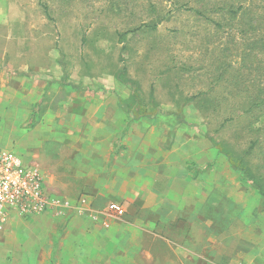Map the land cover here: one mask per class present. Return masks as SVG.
Wrapping results in <instances>:
<instances>
[{"label":"rangeland","instance_id":"rangeland-1","mask_svg":"<svg viewBox=\"0 0 264 264\" xmlns=\"http://www.w3.org/2000/svg\"><path fill=\"white\" fill-rule=\"evenodd\" d=\"M222 1L0 0V25L38 32V120L58 113L67 90L135 104L138 131L152 130L146 124L152 119L161 124L164 146L184 144L180 164L199 190L193 199L200 200L201 247L213 243L216 264H264V196L243 169L264 184V112L243 113L245 89L256 91L257 72L242 67L239 29L215 26L225 13ZM26 42L4 45L12 52ZM15 146L27 165L41 161L33 147ZM205 217L214 227L204 225ZM207 235L215 239L208 242Z\"/></svg>","mask_w":264,"mask_h":264},{"label":"crops","instance_id":"crops-1","mask_svg":"<svg viewBox=\"0 0 264 264\" xmlns=\"http://www.w3.org/2000/svg\"><path fill=\"white\" fill-rule=\"evenodd\" d=\"M35 31L25 24L0 25V146L33 147L32 156L41 161L29 165L41 169L51 194L72 205L28 216L8 209L0 220V264H216L213 243L205 249L199 242L200 200L193 199L199 190L180 164L184 144L164 146L159 122L147 119L152 130L140 132L135 104L84 90L65 91L68 98L53 116L34 115L40 90ZM17 39L27 45L11 52L4 43ZM161 160L172 169L165 170ZM81 198L86 203L78 207ZM111 202L126 213L108 215ZM203 220L214 227V219Z\"/></svg>","mask_w":264,"mask_h":264},{"label":"built area","instance_id":"built-area-1","mask_svg":"<svg viewBox=\"0 0 264 264\" xmlns=\"http://www.w3.org/2000/svg\"><path fill=\"white\" fill-rule=\"evenodd\" d=\"M85 203L86 199L81 198L76 205ZM71 205L68 199L47 190L45 177L37 165L25 164L17 153L0 146V220H5L8 209L28 216L61 212ZM105 211L117 217L126 213L125 207L118 202L109 203Z\"/></svg>","mask_w":264,"mask_h":264},{"label":"trees","instance_id":"trees-1","mask_svg":"<svg viewBox=\"0 0 264 264\" xmlns=\"http://www.w3.org/2000/svg\"><path fill=\"white\" fill-rule=\"evenodd\" d=\"M222 2L221 11L223 13L225 10V13L220 15L217 20H214L215 26L239 29V33L243 35L244 40L243 51L240 54L242 67L251 72H257L258 83L256 85L257 88H255L256 91L245 89L247 94L244 102L248 107L243 109V113L252 114L254 112L252 110L255 107H259L260 111L264 112V0H223ZM235 2L240 4L237 6ZM45 10L48 13L46 6ZM153 27H157V25H153ZM235 35L231 34L230 36ZM222 56L229 57L230 55L223 54ZM254 61H257L255 66H253ZM219 78L221 79L222 76ZM243 84L244 88H248L245 82ZM263 129L258 127L257 131H262ZM229 155L231 156V154ZM243 169L264 196V184L262 181L256 179V176L248 166L244 165Z\"/></svg>","mask_w":264,"mask_h":264}]
</instances>
